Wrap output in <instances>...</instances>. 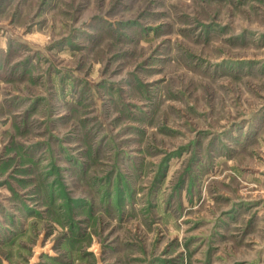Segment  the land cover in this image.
<instances>
[{
  "label": "rangeland",
  "instance_id": "374dc122",
  "mask_svg": "<svg viewBox=\"0 0 264 264\" xmlns=\"http://www.w3.org/2000/svg\"><path fill=\"white\" fill-rule=\"evenodd\" d=\"M0 264H264V0H0Z\"/></svg>",
  "mask_w": 264,
  "mask_h": 264
}]
</instances>
